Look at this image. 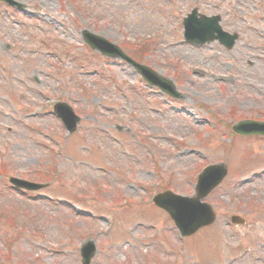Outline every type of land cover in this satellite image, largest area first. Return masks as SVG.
<instances>
[{
  "label": "rangeland",
  "instance_id": "rangeland-1",
  "mask_svg": "<svg viewBox=\"0 0 264 264\" xmlns=\"http://www.w3.org/2000/svg\"><path fill=\"white\" fill-rule=\"evenodd\" d=\"M20 1L31 8L32 15L22 16L13 9L0 8V49L4 52L5 43L17 33L23 35L22 30H30L29 27L35 30L39 28L38 24L47 28L43 16L57 18L61 25L67 23L69 26L70 21L64 17L72 13L74 17L70 20L77 22L79 28L88 27L114 41L119 36H135L149 28L140 30L137 26V21L148 15H141L137 0H70L71 4L66 0ZM241 2H229L231 13L237 16V29L247 20L248 0ZM145 21L147 24L153 22ZM243 30L246 36V26ZM61 38L68 44L74 42L72 36L62 34ZM179 40L180 36H165L164 41L150 47L147 55L150 66L176 82L183 97L175 100L166 99L154 88L145 86L123 62L113 64L117 61L105 60L99 53L91 52L84 46L78 32L72 45L77 50L76 79L70 82L67 76L63 84L67 86L66 100L79 114H87L75 134H67L64 128L60 130L58 120L48 112L32 118L27 116L36 104L44 101V91L36 94L14 79L7 85L0 82V163L9 164L3 169L13 174L36 176V172L47 173L49 170V175L43 177L51 178L52 182L35 192L53 199L24 198L12 193L0 195V264H80L79 248L88 237L95 238L97 246L91 264H264V205L261 206L264 202V175L252 177L254 172L264 169V137H235L229 148V142L221 139V132L210 127L200 129L195 124L196 121L203 122V118L211 119L210 113L223 116L230 112L233 118L255 117L256 111L248 113V107L253 100H263V95L256 86L251 89L248 83L251 78H256L257 83L264 82V62L250 57L252 64L243 71L245 64L238 61L235 52L226 50L215 56L211 52L178 45ZM244 45L241 35L239 54L244 56L240 49L252 54L242 47ZM79 63L86 66L81 68ZM9 64H13L9 71L14 69V74L22 77L26 73H38L33 67L24 70L23 64V70L16 72L15 69L21 67L19 61L10 60ZM232 64L236 65L230 72L236 71L238 77L226 88L224 81L209 75L210 72H226ZM193 67L203 69L204 73H194ZM86 68L94 73H84ZM111 74L121 93V81L135 82L137 87L132 89L126 83L124 88L130 96L124 98V103L122 101L123 107L120 103L116 105V108L131 109L120 120L124 122L121 125L126 126L127 134L119 133L114 125L110 128L111 134L123 141L122 146L97 129L105 126L104 117L111 114L110 106L114 103L108 102L109 98L113 93L118 95L112 89V82L104 80ZM37 77L39 83L35 80L28 83L37 90L46 88L40 86L44 80ZM215 86L221 88L220 92ZM234 89L237 94L227 96ZM73 94L74 98L71 97ZM89 110L97 115L88 117ZM130 113L134 121L127 123L124 119H128ZM224 121H227L226 116L222 119ZM29 125L41 127L44 132L35 134L29 131ZM147 131L152 134L146 136L144 132ZM202 134H208V137L201 138ZM86 147L90 148L89 151ZM64 149L68 159H57L56 153L61 155ZM224 153L229 155V175L206 197L215 205L217 218L214 225L180 239L164 211L139 203L140 195L137 200V192L142 195L143 186L149 189L147 195L165 184L176 192L190 193L194 184L190 180H195L200 168L207 161L221 159ZM245 153L254 156L242 163ZM134 155L142 158V164L136 163L137 158H132ZM146 157H155L156 166L147 162ZM98 166H110L118 173L116 176L125 177L114 176V180L109 181L96 169ZM134 170L136 174L132 173ZM136 183L138 191L133 192L128 185ZM236 188H247L250 192L257 190L259 194L248 199L249 204L245 207L247 214L244 215L249 222L238 226L225 225L224 218L238 209L233 207L231 199L237 197L233 192ZM61 199L93 216H76L74 210L60 205L63 204ZM252 209H256L255 212H251Z\"/></svg>",
  "mask_w": 264,
  "mask_h": 264
},
{
  "label": "water",
  "instance_id": "water-1",
  "mask_svg": "<svg viewBox=\"0 0 264 264\" xmlns=\"http://www.w3.org/2000/svg\"><path fill=\"white\" fill-rule=\"evenodd\" d=\"M172 199H173V201L177 204V205H179L183 200H181V199H179V198H176V197H172ZM185 201V200H184ZM193 203H195V204H197L198 202L197 201H194ZM163 205V204H162ZM198 205V204H197ZM165 208H167L168 210H169V212L172 214V216L175 218V212H176V210L174 209V208H172V207H170V206H168V205H163ZM191 211H192V219H193V221H192V228L191 229H189L188 231H186V233H189V232H192V231H194L197 227H198V215H199V212H201V211H199V210H197V209H195V208H193L192 207V209H191ZM198 224V225H197Z\"/></svg>",
  "mask_w": 264,
  "mask_h": 264
},
{
  "label": "bare ground",
  "instance_id": "bare-ground-1",
  "mask_svg": "<svg viewBox=\"0 0 264 264\" xmlns=\"http://www.w3.org/2000/svg\"><path fill=\"white\" fill-rule=\"evenodd\" d=\"M196 201H200L199 199H196ZM204 220H205V217H204V219L202 220V222H204Z\"/></svg>",
  "mask_w": 264,
  "mask_h": 264
}]
</instances>
